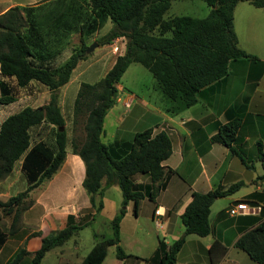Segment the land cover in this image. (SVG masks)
I'll list each match as a JSON object with an SVG mask.
<instances>
[{
  "label": "crops",
  "instance_id": "1",
  "mask_svg": "<svg viewBox=\"0 0 264 264\" xmlns=\"http://www.w3.org/2000/svg\"><path fill=\"white\" fill-rule=\"evenodd\" d=\"M12 7H19L23 15L22 33L32 50L30 60L48 68L60 66L76 49L83 44L88 48L113 27L111 19L93 10L89 0H0V17ZM234 28L239 47L258 59L232 60L227 75L202 88L197 102L189 107H180L167 98L155 78L132 86L120 79L117 84V97L105 116L102 140L107 145L118 142L120 147L131 143L136 132L152 129L156 135L163 131L171 138L172 153L163 161L168 170L166 186L155 201L140 200L136 213L134 202H129L121 219L120 245L128 256L119 258L115 253L108 261V248L103 264L151 263L159 241L170 244L183 233L181 215L193 192H208L240 181L243 184L234 193L214 200L209 214L211 232L205 236L189 234L175 264H258L236 242L264 221V10L248 1L238 2ZM114 44L119 45L118 52ZM124 50L125 41L120 37L111 43H98L90 52L86 49V57L79 61L69 81L58 88V105L69 137L66 157L50 179L30 191L28 199L33 202L14 225V213L0 207V264H7L20 248L27 251L22 264H28L41 247L42 238L65 228L69 215H73L75 225L82 226L71 238L91 229L89 250L96 241L113 236L112 220L123 197L118 201L109 198L116 183L112 184L104 190L102 209L93 208L83 187L85 164L73 152L71 140L84 135L82 120L74 124V103L81 84L99 81ZM134 63L139 62L129 66ZM50 95L51 90L41 82L31 81L21 87L14 78L0 73V97H13L0 102V124L26 106L48 103ZM235 117L241 119V124L233 145L246 162L228 146L212 141L220 126ZM54 133L55 126L46 121L32 126L30 147L39 141L54 143ZM23 159L24 155L16 161L11 174L0 179V201L27 188ZM135 181L148 182L149 176L137 174ZM237 202L247 203L249 212L230 215L229 208ZM157 206L165 212L160 227L154 220ZM129 210L134 219H127ZM103 226L107 227L105 231ZM124 239H130L133 246H125ZM215 241L220 245L211 253ZM67 242L50 249L40 264L46 260L48 264H80L89 250L80 254L76 239L73 247Z\"/></svg>",
  "mask_w": 264,
  "mask_h": 264
},
{
  "label": "trees",
  "instance_id": "2",
  "mask_svg": "<svg viewBox=\"0 0 264 264\" xmlns=\"http://www.w3.org/2000/svg\"><path fill=\"white\" fill-rule=\"evenodd\" d=\"M172 0H89L93 10L101 11L113 22V27L98 39L99 44L111 43L116 37L125 41V50L119 53L112 67L99 81L83 82L74 103V124L82 120L83 137L71 140L73 152L85 164L83 187L96 211L102 209L104 190L118 184L122 192V206L112 220L113 236L96 241L80 264H103L110 245L116 246V255L128 254L120 245V222L127 205L144 198L155 201L166 186L168 170L165 161L172 153V142L166 132L152 134V129L136 132L131 143L107 145L102 140L104 120L115 103L117 84L133 62L143 64L154 76L164 95L189 107L197 102L202 88L227 75L232 60L246 57L257 60L238 45L234 28V10L238 2L248 1L264 10V0H204L210 7L204 17L187 14L165 18ZM25 21L19 7L10 8L0 17V73L25 87L31 81L45 84L50 100L41 107L26 106L7 116L0 124V179L13 171L23 155L22 169L28 186L24 191L0 201V207L13 214V225L33 202L30 191L50 179L66 157L69 137L65 119L58 105L57 90L67 83L80 60L86 57L87 45L76 49L60 66L48 68L30 60L31 47L22 33ZM13 97H0L8 102ZM43 121L55 126L54 143L39 141L30 147V128ZM241 119L235 117L220 126L212 141L228 146L233 153L245 158L233 145ZM64 126L63 130L59 128ZM149 176L148 182H136L135 175ZM242 181L220 185L208 192H193L181 218L184 231L170 244L159 241L151 263L175 264L177 253L189 234L205 236L211 232L209 214L215 199L234 193ZM28 199V200H27ZM73 215L65 228L42 238L41 247L32 254L28 264H40L52 248L63 245L79 229ZM220 245L215 241L210 252ZM236 245L246 251L258 264H264V221L245 232ZM27 251L20 248L7 264H22ZM148 264V263H147Z\"/></svg>",
  "mask_w": 264,
  "mask_h": 264
},
{
  "label": "rangeland",
  "instance_id": "3",
  "mask_svg": "<svg viewBox=\"0 0 264 264\" xmlns=\"http://www.w3.org/2000/svg\"><path fill=\"white\" fill-rule=\"evenodd\" d=\"M210 7L207 5V3L204 0H172L171 1V6L168 9V11L165 13L164 17L168 18L174 15H182V14H187V15H192V16H198V17H204L209 13ZM149 79H154L153 75L151 72L143 65L140 63H134L132 66H129V68L125 71L123 74L121 80L128 83L129 86H132V84H138L139 82H148ZM115 188H112L110 192L108 193L109 198L112 201H118L119 198H122V192L118 184L114 186ZM115 189V190H114ZM32 199V198H30ZM149 198H146L147 203H151ZM131 202V201H130ZM130 204V203H129ZM131 206V205H130ZM128 206V208H130ZM132 210H129V215H128V220L131 218H135L133 213L131 212ZM107 229L106 226H103V230L105 231ZM103 230H100L101 233H103ZM75 239L76 242L78 243L79 246V252L80 254H85L91 244H92V235H91V229L86 228L84 232H82L79 237L77 238H71L66 244L69 245L70 247H73L75 244ZM125 246L132 247L133 242L130 239H124ZM125 246H123L125 248ZM109 258L108 261H110L111 257H114L116 253V246L115 245H110L109 246ZM44 264H48V260Z\"/></svg>",
  "mask_w": 264,
  "mask_h": 264
},
{
  "label": "built area",
  "instance_id": "4",
  "mask_svg": "<svg viewBox=\"0 0 264 264\" xmlns=\"http://www.w3.org/2000/svg\"><path fill=\"white\" fill-rule=\"evenodd\" d=\"M113 49L118 52L119 51V45L114 44ZM250 210V206L245 202H237L232 207L229 208L228 212L230 215H240L248 213ZM165 212L164 209L161 206H157L154 210V220L156 224L160 227L162 225V218L164 216Z\"/></svg>",
  "mask_w": 264,
  "mask_h": 264
},
{
  "label": "water",
  "instance_id": "5",
  "mask_svg": "<svg viewBox=\"0 0 264 264\" xmlns=\"http://www.w3.org/2000/svg\"><path fill=\"white\" fill-rule=\"evenodd\" d=\"M98 45V42H93L91 45H89V47L87 48V52H90L92 51L96 46ZM60 130H63L64 129V126H61L59 128Z\"/></svg>",
  "mask_w": 264,
  "mask_h": 264
}]
</instances>
